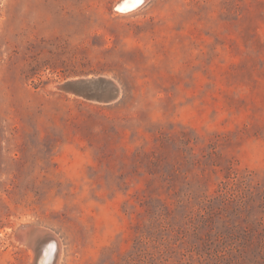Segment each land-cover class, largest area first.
I'll list each match as a JSON object with an SVG mask.
<instances>
[{
  "label": "rangeland",
  "instance_id": "374dc122",
  "mask_svg": "<svg viewBox=\"0 0 264 264\" xmlns=\"http://www.w3.org/2000/svg\"><path fill=\"white\" fill-rule=\"evenodd\" d=\"M120 1L0 0V264H264V0Z\"/></svg>",
  "mask_w": 264,
  "mask_h": 264
},
{
  "label": "bare ground",
  "instance_id": "6f19581e",
  "mask_svg": "<svg viewBox=\"0 0 264 264\" xmlns=\"http://www.w3.org/2000/svg\"><path fill=\"white\" fill-rule=\"evenodd\" d=\"M144 2L145 0H121L119 3H117L115 11L121 14H130L142 6ZM100 94H102V100L105 99L107 101H114L119 98L121 91L116 81L111 80V82H109L105 87L97 88L96 94L92 98H97L100 96ZM38 228L39 229L31 230L26 236L27 241L31 242V244H28L26 241H18V243L20 242L27 245L33 251L34 258L32 264H36V259L37 264H48L49 260L54 258L56 250L58 251V254L55 264H58L60 260V242L54 238L52 232L50 234H46L41 231V229L45 228ZM47 243L49 244L47 245Z\"/></svg>",
  "mask_w": 264,
  "mask_h": 264
},
{
  "label": "water",
  "instance_id": "95a60500",
  "mask_svg": "<svg viewBox=\"0 0 264 264\" xmlns=\"http://www.w3.org/2000/svg\"><path fill=\"white\" fill-rule=\"evenodd\" d=\"M109 82H111V79L107 77H103V76L84 77V78L68 80L63 83H60L57 85V89L60 91L74 93L76 95H81L86 98H90V96H93L96 94L97 88L105 87ZM33 229H39V228L33 225H25V226L23 225V227L21 226L16 230L14 237L17 241H20V242L26 241L28 244H31V242L27 241L26 236ZM41 231L46 234L51 233L47 229H41ZM49 243H47V245ZM57 254H58V251L56 250V254L54 258L50 259L48 264H55L56 259H57ZM36 264H37V259H36Z\"/></svg>",
  "mask_w": 264,
  "mask_h": 264
}]
</instances>
